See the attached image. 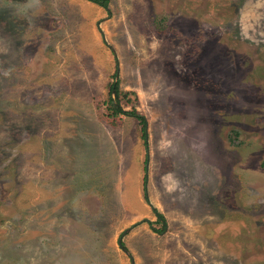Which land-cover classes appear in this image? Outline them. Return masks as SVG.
Listing matches in <instances>:
<instances>
[{
    "label": "rangeland",
    "instance_id": "1",
    "mask_svg": "<svg viewBox=\"0 0 264 264\" xmlns=\"http://www.w3.org/2000/svg\"><path fill=\"white\" fill-rule=\"evenodd\" d=\"M0 264H264V0H0Z\"/></svg>",
    "mask_w": 264,
    "mask_h": 264
},
{
    "label": "trees",
    "instance_id": "2",
    "mask_svg": "<svg viewBox=\"0 0 264 264\" xmlns=\"http://www.w3.org/2000/svg\"><path fill=\"white\" fill-rule=\"evenodd\" d=\"M92 1L97 2L98 4H100L101 6H103L106 9L109 8L110 2H111V0H92ZM111 91L113 93H115V96H116L115 97L116 99L110 97V101H111V107L110 108H113V113L114 114H118L120 112L128 113L130 115H133V116L137 117L142 122H144V125H143V138H144L145 144H147L148 134H147V128H146L147 122H146L145 117H143V115H141L137 109H132L131 111H126L120 105V101H119L120 85H119V81L118 80H116L115 82H113L111 84ZM146 146H148V145H146ZM158 216H159V219L164 223V227H165L166 219H165L164 215L162 213H159Z\"/></svg>",
    "mask_w": 264,
    "mask_h": 264
},
{
    "label": "water",
    "instance_id": "3",
    "mask_svg": "<svg viewBox=\"0 0 264 264\" xmlns=\"http://www.w3.org/2000/svg\"><path fill=\"white\" fill-rule=\"evenodd\" d=\"M120 243H121V245H122V240L120 239Z\"/></svg>",
    "mask_w": 264,
    "mask_h": 264
}]
</instances>
